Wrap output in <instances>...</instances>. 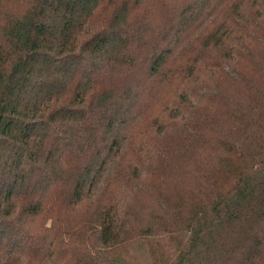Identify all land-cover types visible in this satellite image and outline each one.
<instances>
[{"label": "trees", "instance_id": "trees-1", "mask_svg": "<svg viewBox=\"0 0 264 264\" xmlns=\"http://www.w3.org/2000/svg\"><path fill=\"white\" fill-rule=\"evenodd\" d=\"M0 264H264V0H0Z\"/></svg>", "mask_w": 264, "mask_h": 264}, {"label": "rangeland", "instance_id": "rangeland-1", "mask_svg": "<svg viewBox=\"0 0 264 264\" xmlns=\"http://www.w3.org/2000/svg\"><path fill=\"white\" fill-rule=\"evenodd\" d=\"M139 145H137V147H138ZM140 146H142V145H140ZM130 199V198H129Z\"/></svg>", "mask_w": 264, "mask_h": 264}]
</instances>
